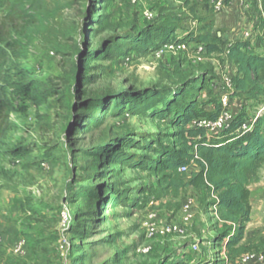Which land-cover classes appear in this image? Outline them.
Wrapping results in <instances>:
<instances>
[{"label":"rangeland","instance_id":"rangeland-1","mask_svg":"<svg viewBox=\"0 0 264 264\" xmlns=\"http://www.w3.org/2000/svg\"><path fill=\"white\" fill-rule=\"evenodd\" d=\"M46 1L49 16L37 29L28 57L11 54L7 72L11 85L42 80L55 87L59 96L39 108L16 101V111L0 120V264H235L243 254L264 252V170L259 181L249 186L250 222L238 246L240 252L233 256L228 251L224 259L217 237L225 228L213 214L210 192L186 187L175 193L161 171L113 164L108 156L102 160L99 174L92 180L87 178L92 161L83 152L93 151L108 139L124 137L171 144L175 128L168 118L124 114L108 117L99 128L86 133L72 132V108L80 94L75 82L66 86L63 77L75 58L73 54H56V45L69 47L72 53L74 47L86 42L95 47L131 26L140 30L175 22L186 53L168 52L159 59L153 54L131 53L127 59L91 62L89 73L97 79L88 89L142 91L194 81L209 70L213 75L216 63H221L217 56L206 62L196 60L193 39L203 25L201 6L190 10L176 0H140L137 5L130 0ZM94 7V14L103 20L100 25L86 24L88 9ZM222 17H229L237 29L235 10L230 14L228 7L224 8ZM232 26L214 33L226 35ZM209 92L210 84L200 92L203 111L215 101ZM61 95L66 99H60ZM263 102V97L239 98L233 109H238L241 120L251 121ZM262 129L264 132V123ZM126 152L144 156L140 160L154 166L147 160L156 158L150 150ZM193 171L195 167H189L187 179ZM91 186L99 188L97 199L81 196ZM186 199L194 203L188 225L179 218ZM27 206L41 213L29 214ZM174 225H179L182 233L169 231ZM19 241L26 244L24 255L13 252ZM194 244L197 251L191 248Z\"/></svg>","mask_w":264,"mask_h":264},{"label":"trees","instance_id":"trees-1","mask_svg":"<svg viewBox=\"0 0 264 264\" xmlns=\"http://www.w3.org/2000/svg\"><path fill=\"white\" fill-rule=\"evenodd\" d=\"M87 3H99L98 0H85ZM190 10L201 6L204 15L200 33L194 37L196 44L203 45L207 56L218 55L222 48L229 44L228 60L232 63L234 74V92L232 97L257 100L263 97L264 91V57L255 52L250 44L237 40L227 42L222 34L217 36L215 30V13L206 2L202 5L191 0H176ZM55 8H60L56 6ZM89 8L87 21L100 25L103 20ZM49 16L46 0H0V120H4L9 112L16 111L21 100L30 106H45L49 100L58 97L55 87L42 80H32L25 85H11V77L7 72L11 54L20 58L28 57V48L39 27L44 25ZM85 24V25H86ZM84 25V27H85ZM177 23H164L138 30L136 26L126 28L101 41L93 47L86 42L74 47L56 45L54 51L62 57L73 54L75 61L69 73L64 75L66 86L75 82L80 98L74 101L72 115L73 135L86 133L89 129L99 128L106 118L129 116H150L168 118L169 124L175 128L171 144H162L157 140L148 143L145 139L135 140L131 137L108 139L93 151L83 152L85 158L91 160L87 178L92 180L98 175V168L108 156L110 162L119 165L146 166L161 171L168 180V186L178 193L181 189L191 187L197 191L210 192L215 196L212 203L218 220L224 224L225 230L218 234V244L226 242V250L233 256L240 252L238 246L243 240L244 232L250 222L249 186L259 181V173L264 170V110L256 119L252 129L245 134H235L240 125L246 121L237 115L230 127L220 135L208 139L202 128H194L190 123L200 118L215 119L219 112V104L211 89L214 79L209 71L202 73L194 81H182L171 87H155L142 91L123 89L117 91H94L92 85L97 75L90 74L91 62H112L119 58H128L131 53L139 55L151 54L166 44L182 41L179 38ZM94 33V32H93ZM223 43V44H221ZM213 73V71H212ZM210 84V92L214 97L213 111H203L201 89ZM66 90V92H68ZM60 99L65 100L61 95ZM264 104V102H263ZM262 104V106H263ZM154 144V149L152 146ZM150 150L156 158L147 159L153 164L141 161L144 156L130 155L126 150ZM196 157V158H195ZM136 159V160H135ZM146 159V157H145ZM183 166H194L196 171L190 172L187 179L179 172ZM97 186L87 187L81 196L98 198ZM26 212L39 215L41 210L27 206ZM230 226H227L229 225ZM79 232V231H78Z\"/></svg>","mask_w":264,"mask_h":264},{"label":"built area","instance_id":"built-area-1","mask_svg":"<svg viewBox=\"0 0 264 264\" xmlns=\"http://www.w3.org/2000/svg\"><path fill=\"white\" fill-rule=\"evenodd\" d=\"M195 2H206L210 5L215 13L216 21H219L222 17V12L224 8H233V11L238 15L237 28L240 29V40L248 42L251 48L258 54L264 57V0H194ZM140 0H130L132 5L139 4ZM218 23V22H217ZM220 36L221 34L218 33ZM231 43V42H230ZM186 44L182 41H177L175 43L166 44L160 49L152 52L156 58L162 57L165 53L171 52L172 54L186 53ZM229 44H226L222 48V52L217 56L221 63H216L213 69L214 79L211 81V89L216 97L219 104V112L215 119L200 118L194 120L190 123L191 127L202 128L208 139L214 138L220 135L222 132L226 131L233 120L237 116V108L233 109L234 103L238 106L237 102L239 98L232 97L234 92L233 84V66L228 60ZM195 56L198 62H206L209 57L207 56L206 49L203 45L196 44ZM127 59V58H126ZM264 91V83L262 85ZM264 110V104L257 112L254 119L244 121L240 127L235 131V134H245L249 132L256 119L260 116L261 112ZM212 107L207 110V112H212ZM196 158V157H195ZM181 173H187L188 167L183 166L179 169ZM216 199L215 196H213ZM193 206L194 203L191 199H186L182 202L179 211L180 222L184 225L191 223L193 219ZM215 208V207H213ZM216 216V213H213ZM173 233H182L179 225H174L169 229ZM2 236L0 233V244H2ZM195 251L198 250L196 244L191 246ZM222 257L226 259V242L222 243ZM13 252L17 255H24L26 252V244L24 241H19L14 244ZM235 264H264V252L262 253H252L243 254L237 259Z\"/></svg>","mask_w":264,"mask_h":264},{"label":"crops","instance_id":"crops-1","mask_svg":"<svg viewBox=\"0 0 264 264\" xmlns=\"http://www.w3.org/2000/svg\"><path fill=\"white\" fill-rule=\"evenodd\" d=\"M232 11H233V8L228 7V13L231 14ZM232 24H233V22L231 21V19H229V17L221 18L219 21H216V17H215V29L227 28L228 25L232 26ZM239 33H240V29L237 28L235 30L234 25H233L231 30L227 29L226 35L225 34L222 35V39L224 41H227V42H234V41L240 40V39H237V37H238L237 34H239ZM239 36H240V34H239Z\"/></svg>","mask_w":264,"mask_h":264}]
</instances>
